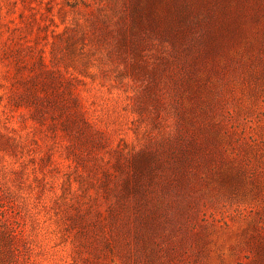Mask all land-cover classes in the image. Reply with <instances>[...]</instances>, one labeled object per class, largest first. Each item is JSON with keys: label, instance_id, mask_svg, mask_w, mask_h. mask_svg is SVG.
Returning a JSON list of instances; mask_svg holds the SVG:
<instances>
[{"label": "rangeland", "instance_id": "obj_1", "mask_svg": "<svg viewBox=\"0 0 264 264\" xmlns=\"http://www.w3.org/2000/svg\"><path fill=\"white\" fill-rule=\"evenodd\" d=\"M0 264H264V0H0Z\"/></svg>", "mask_w": 264, "mask_h": 264}, {"label": "trees", "instance_id": "obj_2", "mask_svg": "<svg viewBox=\"0 0 264 264\" xmlns=\"http://www.w3.org/2000/svg\"><path fill=\"white\" fill-rule=\"evenodd\" d=\"M134 22L136 24H140L141 21L144 19H146L148 21V17H151L150 16V11L146 10V11H140V9L138 8V5L134 8ZM183 18V15L178 13V16L176 18V20H174L173 23H170L171 26H175L177 25L180 20H182ZM150 23H148L149 25H154L153 23V18H151V20L149 21ZM152 22V24H151ZM156 22V21H155ZM176 22V23H175ZM165 29H168V30H171L170 26L168 23H162L160 22ZM211 28H203L201 29V32H200V42L197 43L196 45H194V50H196V52H203V51H206V52H211L215 49V45L217 43H220L221 39L220 38L224 32L225 29H221L219 30L220 27L218 26H214L213 23L211 24ZM177 27H179L177 25ZM219 30V31H218ZM184 32H180V39L181 41L184 40L186 41V38L185 36L183 35ZM183 35V36H182ZM189 38H187L188 40Z\"/></svg>", "mask_w": 264, "mask_h": 264}]
</instances>
